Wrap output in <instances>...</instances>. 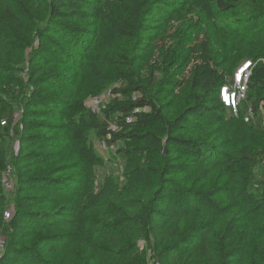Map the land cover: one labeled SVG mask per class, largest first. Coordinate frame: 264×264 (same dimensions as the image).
Here are the masks:
<instances>
[{"label":"trees","instance_id":"1","mask_svg":"<svg viewBox=\"0 0 264 264\" xmlns=\"http://www.w3.org/2000/svg\"><path fill=\"white\" fill-rule=\"evenodd\" d=\"M191 14L225 57L202 26L164 44ZM245 62L235 117L220 91ZM92 135L123 185L95 184ZM1 239L0 264H264V0H0Z\"/></svg>","mask_w":264,"mask_h":264},{"label":"rangeland","instance_id":"2","mask_svg":"<svg viewBox=\"0 0 264 264\" xmlns=\"http://www.w3.org/2000/svg\"><path fill=\"white\" fill-rule=\"evenodd\" d=\"M236 15H226L224 18H231L235 17ZM188 25L181 28V32L178 33L177 27L174 26V28L169 32V34L164 38V44L165 42L171 43L173 40H182L184 37H187L188 39H194V34H190V32H193V29H198L200 26L203 28L202 34H204L203 37H207L210 42H211V48H212V55L214 59L216 58H221L225 57V53H227L226 45L228 42V38H221L216 35V32H214L213 26H210L205 20L198 16V15H189L188 17ZM202 37V38H203ZM205 38V39H207ZM207 39V40H208ZM162 43L163 41L160 40ZM173 43V42H172ZM249 62L243 63L235 72L234 76H228L227 78V86L230 87L231 90H236V80H237V74L239 73V70L244 67V65L248 64ZM254 65L251 67L250 70H252ZM86 104L88 106H91L92 102L90 98H87ZM110 97L103 101L101 105H99L100 109H103V107L106 106L108 103ZM238 109V107H237ZM148 111V109H145ZM232 110V109H231ZM230 109H227L226 111V116H230ZM20 113V112H18ZM233 113V111H232ZM254 114V113H253ZM251 121V120H250ZM92 143L98 153V155L104 160V163L100 167L95 168V173H96V181L95 184L97 186L103 185L104 181L108 177H119V183L124 184V173L126 170V162L123 161L117 154V149L118 147L116 145L108 146L103 143V141L98 140L94 135H92ZM18 142H14L12 139H9L5 142L4 150H3V155L6 158V164L5 166L11 167L12 166V153L15 152L17 153L18 150ZM13 167V166H12ZM197 176L194 175V178ZM14 180H16L14 176ZM16 182V181H15ZM197 185L200 186V188H207L211 186V183L205 180H199L197 181ZM13 194L14 193H6L8 197V201L11 205L13 206Z\"/></svg>","mask_w":264,"mask_h":264},{"label":"built area","instance_id":"3","mask_svg":"<svg viewBox=\"0 0 264 264\" xmlns=\"http://www.w3.org/2000/svg\"><path fill=\"white\" fill-rule=\"evenodd\" d=\"M252 63L249 62L248 64L244 65L239 70V73L237 74V80H236V90H231L230 87L228 86H223L220 91V98L222 102L225 104L226 107L232 109L233 111V116L237 117L238 116V104L239 102L245 98L246 93H247V88H248V83L249 79L251 76V69ZM110 96V92H108L105 96L98 98V99H93L91 102V108L93 109L94 112L99 113L100 108L99 105L103 103L107 99V97ZM139 111V110H137ZM18 114L16 115V117ZM253 116V112L250 111L249 114L245 117V122H250L251 118ZM128 121H131L128 119ZM1 124L3 126L7 125V121H2ZM113 130H116L115 127H111ZM104 143V142H103ZM106 145V143H104ZM12 168L8 167L4 173L3 179H2V185L4 187V190L6 192H11L14 190V179L12 175ZM10 215L5 217V220L9 221L10 220ZM5 240L1 239L0 240V261L3 257V252L5 250Z\"/></svg>","mask_w":264,"mask_h":264},{"label":"water","instance_id":"4","mask_svg":"<svg viewBox=\"0 0 264 264\" xmlns=\"http://www.w3.org/2000/svg\"><path fill=\"white\" fill-rule=\"evenodd\" d=\"M164 153L166 154L167 153V148H166V145L164 144Z\"/></svg>","mask_w":264,"mask_h":264}]
</instances>
